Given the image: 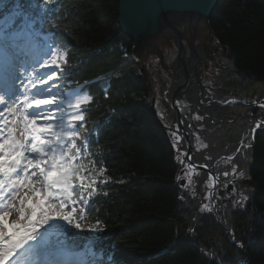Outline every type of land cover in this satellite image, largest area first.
I'll list each match as a JSON object with an SVG mask.
<instances>
[{
	"label": "trees",
	"instance_id": "obj_1",
	"mask_svg": "<svg viewBox=\"0 0 264 264\" xmlns=\"http://www.w3.org/2000/svg\"><path fill=\"white\" fill-rule=\"evenodd\" d=\"M118 4L54 0L45 9L42 0H0V17L17 9L26 13L25 23L12 33V47L21 57L27 58L22 51L26 46L66 49L68 64L62 71L58 68L59 81L91 95L90 106L83 107V126L77 128L87 144L84 153L91 155L82 153L80 163L91 169L94 160L95 170L102 166L110 177L105 184L100 183L103 177L97 178L98 194L91 203L96 211L89 215L90 222L102 221L103 231L69 229L65 235L53 227L49 239L81 253L72 260L94 259L96 264H238L244 259L246 264H264V127L256 126L264 120V0H219L209 21L229 66L222 88L203 94L207 100L223 94L246 103L210 101L205 118H195L189 109L182 114L193 145L196 133L206 144L201 150L194 147L192 160L219 175L236 161L242 165L245 148L238 153V145L248 137V129H255L245 162L249 197L242 208L220 206L218 216L212 207L211 212L198 210L207 187L204 172L191 189L177 179L182 169L177 152L186 151L185 139L180 135L181 148L176 150L151 110L154 92L135 64L132 41L118 26ZM163 84L165 92L169 84ZM173 88L166 92L169 96ZM199 93L195 82L188 98L197 101ZM167 110L169 122L178 123L177 112L169 105ZM229 154H235L231 165Z\"/></svg>",
	"mask_w": 264,
	"mask_h": 264
},
{
	"label": "snow or ice",
	"instance_id": "obj_2",
	"mask_svg": "<svg viewBox=\"0 0 264 264\" xmlns=\"http://www.w3.org/2000/svg\"><path fill=\"white\" fill-rule=\"evenodd\" d=\"M53 2L42 0L45 9ZM25 17L18 9L0 17V44L6 51L13 45L12 33L25 23ZM45 55L48 58L39 65L43 72L35 66L29 71L14 57L5 66L12 84L0 90V264H96L94 259L72 260L74 253L64 241L53 243L49 239L53 227L65 235L69 229L78 233L103 231L102 221L90 222L89 215L96 211L91 203L98 194L97 178L103 177L100 183L105 184L110 177L102 166L95 170L94 160L90 161L91 169L80 163L87 144L77 128L83 126V105L91 97L72 93L73 100L63 96L54 83L50 85L59 78L56 70L62 71L61 66L68 64L66 49L49 46ZM16 82L20 88L12 86ZM65 106L71 111L66 112ZM171 135L176 141L180 139L175 132ZM232 171L236 173L235 165ZM238 175L243 177L244 173ZM231 191H236L234 186ZM246 199L241 193L236 203ZM205 209L212 210L203 205L201 211Z\"/></svg>",
	"mask_w": 264,
	"mask_h": 264
},
{
	"label": "rangeland",
	"instance_id": "obj_3",
	"mask_svg": "<svg viewBox=\"0 0 264 264\" xmlns=\"http://www.w3.org/2000/svg\"><path fill=\"white\" fill-rule=\"evenodd\" d=\"M183 37L181 38V42L182 45L184 47V61L186 63V67L188 70V74H189V78L187 79V81H185V83H183V86L180 90V92H182V96H178V100L176 101V104L179 105L180 107V117L182 120V125L184 127V129L189 133V138H190V131L187 130L184 126L183 123V119H182V114H185V111L187 108H184L185 106H190L189 111L188 112H192L191 115L194 116L195 118H205L204 116H209L210 114H208L206 112V108H208L210 101H218L219 104H223V105H231L234 102H241V103H246V101L244 99H240V98H233V97H222L223 94H220V98L217 99H212V100H207V95L203 94L205 93V91L207 90H218V88H222L223 83H224V71H227L225 68L226 64L228 61H226L223 57L222 54H224V52L222 51V47L220 45H218L215 40L211 42V39L209 40L210 46L212 47H218L219 49H221L220 53H214L213 54V58H210L208 56V54H203L201 52V50L198 49V44L201 43L203 45V47L207 48V44L205 42H201L202 38L204 36L209 37V30L206 27L203 26H198L196 31H194L193 26H186L183 30ZM192 34H193V39H192ZM195 34V35H194ZM198 34L199 36V40H197L198 44L195 41V36ZM207 38V40H208ZM186 39H188L189 45L186 46ZM191 41L194 44V47L197 50L198 53V57H199V61L197 63V71L198 69L203 68L205 70V65H208V69L206 72V76L203 77V75H201L200 73H198V75L196 74V72L192 69L191 67V62L194 60V57L192 56V50H191ZM155 45L156 46H152L149 48V50L138 60H135V64L137 67H140L142 73L147 77V79L150 82V85L152 87V90L154 92V96H152L150 98V105H153V107L155 108L156 111V115L159 118V121L161 124H163L166 128L167 131L169 132V135L172 139V142L174 144V148H176V150H179L181 148V136L183 137V139H185L182 131H181V127L179 124V119H178V110L173 106V95L177 89V84L178 82H180V78L181 77H185V73H182L185 68L179 63V49H178V43H177V39H176V35L175 32L172 28H168L166 30V36L162 37V38H157L155 39ZM49 47L45 50L43 49H39L38 47H34L33 49L29 47H24L22 51H24V53L27 55V58H23V57H19V54L14 51V48L11 47L10 50L6 51L5 47L0 44V63H3L6 66V63H8L10 60H12V58H15V62L18 64L20 62H23L25 64V66L28 68V70L30 71L31 68L33 66L36 67L38 72H43L45 71L44 69H41L39 67V65L41 63H43V60L48 58L45 54L48 52ZM33 50L36 51V53L33 54ZM160 51L162 53V58L159 56ZM36 54V55H35ZM199 63H201L200 65L202 66L200 68ZM228 65V64H227ZM5 66H4V72H3V77L0 78V90H3L8 84H12V81L9 79L8 75L5 73ZM229 66V65H228ZM190 69L192 71H194V77L191 76L190 74ZM57 74L59 73L58 69L56 70ZM140 71V72H141ZM213 72V73H211ZM50 74V73H49ZM226 74V73H225ZM17 75H19V73H17ZM46 78V77H45ZM224 79V80H223ZM26 82V81H25ZM163 82L164 83H168L169 85H171V87L174 85V88L172 90V94L169 96V93H166L168 90L166 89L165 92L161 91L162 87H163ZM195 82H197V84L199 85V96H198V100L197 101H192L191 98H188V94H190V90L192 89V85L195 84ZM55 84L58 86L59 91L62 93L63 96L71 98L74 100V96H72L73 92L70 91H74L77 88H66L65 86L62 85V83L59 81L58 79H54V81L50 82L51 84ZM209 85V87H204L203 85ZM217 85V86H215ZM14 86H18L17 88H20L21 85L19 82H16L15 84L12 85ZM211 86H215L214 88H212ZM163 92V95H162ZM74 93H78L81 97L87 95L90 96L88 91H76ZM214 97V96H213ZM91 101V100H90ZM90 101H88L85 105H83V107H89L90 106ZM163 102L165 103V106L168 108V105L170 106V108L172 110H175L177 112V122L175 125L169 122V118L170 114L167 110V108L163 105ZM65 111L66 112H70L71 109H67V107L65 106ZM188 115V114H187ZM229 116V115H228ZM164 119V122H162V120ZM200 121H202V119H199ZM264 122V120H259L256 124V126L261 125ZM259 127V126H258ZM255 129L254 128H250L247 131V135L248 137L244 138L242 140V142L240 141L238 148H240L242 145H248L249 142L248 140H251L253 134H254ZM172 132H175L176 135L178 137H180V139L178 141H176L173 136L171 135ZM180 133V134H179ZM186 142V140H185ZM190 143L192 145V148L194 150V147L197 148V150H201L202 148L206 147V144L203 143L202 139H200L197 136V133L195 134V138H194V145L191 141L190 138ZM187 142H186V151L183 149H180L181 151L177 152V156H180V160L179 162L182 164V169L180 171V183L183 181V184H181L183 187H185V185L187 186V189H191L194 186V183L196 182V176L198 174H200L201 172H204L207 175V187L206 189L203 191L204 192V200L202 203H200L198 210L201 211V207L203 205H208V207H212L213 212L216 216H218V208H220V206L230 203V205H232V207L234 209L237 208H242L245 201H242L240 204L236 203V200L238 198V196H241V193L246 196L247 198L249 197V193H250V183L249 180L247 178V173H246V163L249 161V155L250 152L247 151V149L249 147H244L245 150L242 151L240 157L242 156V165L240 164V161H236L234 163V165L237 168L236 173H233L232 168H228L225 171L221 172L220 175L218 173H216L215 171L211 170V168L204 163H198V164H204L206 165L213 173H215L219 178H220V182L216 184L215 188H213L212 182L208 176V174L201 170V169H197V168H191L188 165L186 156H187ZM237 148V149H238ZM192 150V152H193ZM183 155H180V154ZM191 157H192V153H191ZM229 157H235V154H229L227 156V158ZM239 157V159H240ZM192 160V158H191ZM229 161V159H227ZM193 161V160H192ZM195 162V161H193ZM197 163V162H196ZM229 163V165H231L232 163ZM246 164V165H245ZM239 165V166H238ZM227 172L228 175L225 176L224 173ZM239 172H243L244 175L243 177H240L238 175ZM229 183H233L234 187L236 189L235 192L232 193V195H227L225 193L226 188L225 185L229 184ZM240 201V199H239ZM237 206V207H236ZM206 210V209H205ZM218 221L220 224L223 225V227L225 229H227L226 225H224L223 221L219 219V217H217ZM74 253L73 256H71L70 258L73 259L75 256H80L81 253H76V252H72ZM245 260V259H244ZM243 262V260H241L238 264H241Z\"/></svg>",
	"mask_w": 264,
	"mask_h": 264
},
{
	"label": "water",
	"instance_id": "obj_4",
	"mask_svg": "<svg viewBox=\"0 0 264 264\" xmlns=\"http://www.w3.org/2000/svg\"><path fill=\"white\" fill-rule=\"evenodd\" d=\"M219 0H119L118 4V26L120 30L130 38L132 41V56L135 60L140 59L152 46L155 45V39L166 36V30L172 28L175 32L178 49H179V63L185 68V77H181L180 82L177 84V89L173 95V106L178 110V119L181 127V131L187 142V162L191 165V168H197L205 171L215 188L216 184L220 182V178L213 173L206 165L198 164L191 160L192 145L190 143L189 133L184 129L182 120L180 117V107L176 104L178 96H182L180 92L183 83L189 78L186 63L184 61V47L181 42L183 37L182 30L185 26H193L196 31L198 26L206 27L209 30V34L212 35L210 29V19L216 12ZM177 22L179 24H177ZM195 35V34H194ZM192 34V39H193ZM192 55L196 58L198 63V53L191 41ZM159 56L162 58L160 51ZM192 63V62H191ZM197 63L194 65V71L198 75ZM79 88L75 89L76 92ZM156 119L159 118L156 115L153 105L150 106ZM264 124V122L261 121ZM183 184V181L181 182ZM233 183L227 184L225 193L232 195ZM241 199L239 195L236 202ZM237 207V206H236ZM247 259L243 260L241 264H246Z\"/></svg>",
	"mask_w": 264,
	"mask_h": 264
},
{
	"label": "flooded vegetation",
	"instance_id": "obj_5",
	"mask_svg": "<svg viewBox=\"0 0 264 264\" xmlns=\"http://www.w3.org/2000/svg\"><path fill=\"white\" fill-rule=\"evenodd\" d=\"M211 36L212 35H209L210 38H208L207 36H204L202 38V41H201V42H205L207 44V48H208L207 50H206L205 47H203V45L201 43L198 44V42H199V41L197 42V40H199L198 34L195 36L194 39H195L196 43L198 44V49L201 50V52L203 54H206L207 53L210 58H213V54L214 53H216V54L217 53H220L221 49H219L218 47H212V46H210L211 43L209 42V40L211 39V42L214 41V36L213 37H211ZM207 38H208V40H207ZM189 42L190 41L188 39H186V46L189 45ZM222 51L225 53L226 52V49L223 48ZM194 59H195V57H194ZM198 59H199V57H198ZM200 64L201 63H199V66L201 68L202 66ZM204 65H205V70L203 68L198 69V73H200L201 75H203V77L206 76V72H207V69H208V65L207 64H204ZM182 71H183L182 73H185L186 72L185 69L182 70ZM211 73H213V72H211ZM190 74H191V76L194 77V71L190 70ZM171 85L168 86L167 90H169L171 88ZM215 86H217V85H215ZM215 86H211V87L214 88ZM204 87H209V85L208 84L206 86L204 85ZM187 107H189V106H185L184 108H187Z\"/></svg>",
	"mask_w": 264,
	"mask_h": 264
},
{
	"label": "bare ground",
	"instance_id": "obj_6",
	"mask_svg": "<svg viewBox=\"0 0 264 264\" xmlns=\"http://www.w3.org/2000/svg\"><path fill=\"white\" fill-rule=\"evenodd\" d=\"M177 24H179L178 22H177ZM186 27V26H185ZM196 58L192 61V63H191V67H192V69L194 68V65H196ZM191 70V69H190ZM194 70V69H193ZM204 86V85H203ZM190 108V106L189 107H187V109H189Z\"/></svg>",
	"mask_w": 264,
	"mask_h": 264
}]
</instances>
